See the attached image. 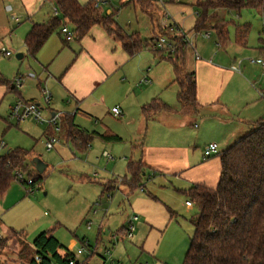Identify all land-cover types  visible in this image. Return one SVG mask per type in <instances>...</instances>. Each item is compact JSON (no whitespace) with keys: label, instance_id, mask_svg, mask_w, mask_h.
<instances>
[{"label":"rangeland","instance_id":"374dc122","mask_svg":"<svg viewBox=\"0 0 264 264\" xmlns=\"http://www.w3.org/2000/svg\"><path fill=\"white\" fill-rule=\"evenodd\" d=\"M2 1L0 51L7 50L11 55L6 57L0 52V79L9 83L8 90L7 86L0 85V156L16 148L26 151L22 178L28 180L40 176L42 181L29 187L15 180L7 190L4 209L0 213V240L6 244L0 250V264H27V255L31 253L28 243L45 230L52 231L53 237L61 245L58 250L60 253L73 254L81 264H101L109 258L122 264H183L193 233L191 220L197 212L194 203L191 202V207L186 205L189 187L174 175L154 173L149 169L140 182L143 191L140 188L131 191L125 184L127 163L141 159V146L145 149L149 141L162 139L161 130L167 133L165 137L169 140L171 137L176 140L182 135V140L187 138L191 141L196 132L193 125L200 123L199 114H181L192 110V106L177 103L178 87L172 82L174 73L171 63L167 59L154 57L150 49H143L138 53L139 57L136 55L130 61V71L126 74L121 72L115 77L124 83V88H119L115 83L110 87H102L99 93L104 95L106 105L87 112L78 111L73 117V124L92 136L87 147V143L83 144L81 133L74 131L69 134L66 131L64 113L74 111L66 104L62 103L56 110L60 111L59 132H55L47 122L38 123L30 118L18 120L11 116L12 106L22 97L39 103L47 121L53 102L51 95L50 104H44L42 90L51 94L44 84L46 75L24 45L30 21L22 18L21 4L31 0ZM174 1L177 3L171 4L170 0H145L141 9L133 0H106L98 9L103 15H114L121 27L120 34L126 37L134 35L141 42L165 35L178 43L185 36L201 59L194 60L193 48L188 45L185 70H198L196 80L203 86L205 97L210 95L211 90L217 92L228 76L224 71L211 73L208 67H204L205 63L221 69H231L240 64L244 76L242 79L246 83L237 73L221 99H227L233 109L238 108L242 115H247L252 121L263 119L264 99L258 90L264 91V70L250 63V59L262 57L259 47L264 41V23L260 21L258 13L251 9H242L239 13L219 12L218 19L226 21L222 27L229 32V43L219 46L214 31H208V36L205 31H194L196 0ZM163 12L170 17L169 21H161ZM15 18L19 20L18 23H15ZM171 21L180 24L185 32ZM168 23L172 31L164 26ZM244 24L248 27L245 34L242 29ZM115 37L118 41L119 37ZM131 40L125 39L126 42ZM146 44L150 46L152 42ZM239 44L245 45L244 48L238 49ZM16 54H22V58L17 59ZM165 74L169 77L164 81ZM19 77L21 88L11 89ZM144 79L151 80V83L153 81L157 89L155 99L171 109L169 112L151 114L160 116L158 119L161 122L157 125L147 121L142 114V107L137 106L136 95L151 85ZM254 95L257 97L254 106L244 108L243 104L253 101L250 97ZM119 100L128 110L124 118H117L110 112L111 106ZM210 112V109H205L201 114L208 116ZM180 122L186 126L181 132L175 129ZM206 128L216 129L213 123ZM106 130L119 136L120 141L104 142L92 135ZM50 135L55 136L58 142L47 150L45 143ZM85 146V150H80ZM189 151H192V146ZM104 153L111 159L105 157ZM34 158L46 164L43 173H38L31 164ZM103 186L107 190L103 191ZM133 216H137L138 220L134 222L132 236H116V231L121 226H128ZM11 231L19 234L13 236ZM22 244L28 249L20 257ZM79 250L82 253L77 255ZM107 251L110 256L106 254Z\"/></svg>","mask_w":264,"mask_h":264},{"label":"trees","instance_id":"16d2710c","mask_svg":"<svg viewBox=\"0 0 264 264\" xmlns=\"http://www.w3.org/2000/svg\"><path fill=\"white\" fill-rule=\"evenodd\" d=\"M57 12L46 23L34 24L24 38L28 54L36 58L37 52L50 35L67 24L73 31V38L80 41L93 26H100L105 33L116 39L119 37L123 50L129 57L143 49H150L154 56L167 59L173 68L174 79L178 91L177 103L181 106H196V78L193 72L185 70V58L188 43L181 38L175 43L173 51L156 47V39L142 41L134 35L120 34L121 27L116 23L114 15H103L93 2L80 4L78 0H50ZM143 8V1L133 0ZM151 1V0H149ZM197 16L194 22L196 31H214L219 46H226L228 30L222 25L226 21L218 19L219 12H236L251 9L258 13L264 23V0H198L195 4ZM244 34L247 27L242 25ZM60 32V31H59ZM136 34V33H135ZM138 35V34H137ZM239 36V35H238ZM132 38L130 42L125 39ZM152 44L149 46L146 43ZM259 47L264 58V41ZM0 85L8 88V81L0 79ZM11 89L15 87L12 85ZM171 109L159 102L151 100L142 106V114L148 121L157 112H169ZM66 131L81 133L83 144L87 147L92 138L90 134L78 129L71 117L65 116ZM104 142H117L120 137L106 130L103 133H93ZM82 147L80 150L87 148ZM76 149L77 146H75ZM79 150V149H78ZM27 152L16 148L8 150L0 156V198L7 192L11 184L17 180L22 185L34 187L42 181V177L19 179L17 174L25 168ZM221 171L214 188L194 185L186 191L189 202L197 207V212L191 224L193 233L185 253L183 264H264V118L255 121L252 129L233 145L220 153ZM145 165L141 160L129 161L126 166V186L129 190L143 187L140 185L146 175ZM30 181V183H28ZM103 186V191H105ZM126 227L119 228L116 236L124 235ZM12 235L18 232L11 231ZM30 255L27 264H81L71 253L60 254L61 245L53 237L51 230L40 232L28 243ZM23 247L19 256H24L28 246ZM6 246L0 240V250ZM40 261L36 263L34 257Z\"/></svg>","mask_w":264,"mask_h":264},{"label":"crops","instance_id":"0c3cea01","mask_svg":"<svg viewBox=\"0 0 264 264\" xmlns=\"http://www.w3.org/2000/svg\"><path fill=\"white\" fill-rule=\"evenodd\" d=\"M93 1L78 0L80 4ZM197 1L194 2V6ZM24 2L25 4H21V15L22 18L30 21L27 33L34 24L46 23L54 16L55 8L50 0H31L30 2ZM170 3L174 4L177 2L170 0ZM1 4L3 6L2 0H0V6ZM162 6L164 5L162 4ZM7 9L9 10L10 8L8 7ZM195 19L193 21V29ZM18 22L19 20L15 18V23ZM171 23L179 25L183 29L177 22L171 21ZM244 25L247 27L246 24ZM183 31L185 32L184 29ZM194 31L196 32L195 29ZM71 41L72 44H70ZM71 41L66 42L59 31L55 34L52 33L37 52L35 60L46 75L44 84L45 87L47 86L49 88L52 95L51 102H53V105L50 108L51 115H58L60 111L58 112L56 110L63 103L70 108H74L73 112L64 113L73 119V117H76L78 111L87 112L93 108L106 105L107 101L104 95L101 92L99 93L102 87H110L117 84L119 88H124V83H120L115 77L121 72L126 74L130 71L128 65L138 53L129 57L123 50L120 42L108 36L100 26H93L88 34L80 41H76L74 38ZM190 46L193 48L194 60H201L200 57L199 59L195 58L194 52H196V48L194 45ZM244 46L243 44H239L238 49H243ZM204 67H208L211 73L217 72L215 74L224 71L228 76H226L227 79L224 85L219 86L217 92L211 90L210 95L207 97L204 96L203 86L199 85L196 80L197 104L191 107L192 110L181 112V114H185L186 116L192 112L200 115V123L193 125L196 132L192 135L191 141L187 138L182 140V135L181 137H177L176 140L173 137L169 140L165 137L167 133L161 130L162 139H158L156 142L149 141L147 147L144 149L141 146L140 150V160L145 165L146 170L149 169L154 173L157 171V173L163 175H174L177 180L183 182L189 188L194 185L214 188L221 171L220 153L246 135L252 129V125L255 122L247 115H242L238 111V108L233 109V106L227 99H221L222 94L232 78L237 77V73L241 76L240 79L244 78L241 65L238 64L237 67L231 69H221L220 67L205 63ZM190 72L195 74V78L197 77V69ZM167 77H169L168 74H165L162 80L165 81ZM120 79L122 81V77ZM146 81V83H150L151 85L149 84L150 86L136 95L138 108L155 99L154 95H156L157 89L154 87L153 81L152 83L151 80L149 82L146 79ZM242 81L244 82L243 79ZM258 93L264 99V91L258 90ZM20 100L33 102L31 100H24L22 97ZM250 100L253 101L243 104L245 106L244 108L254 106L257 97L255 95L254 97L251 96ZM114 106H118L121 109L122 118H124V115L125 117L128 115V110L123 101H116L111 108ZM205 109H210V115L206 116V114H201ZM61 113L63 112L61 111ZM166 116H172V114H167ZM158 117L160 116H152L148 121H152V123L157 125L156 123L161 122ZM211 123L215 125L216 129L207 130L206 126ZM175 129L181 132L186 129V126L180 122ZM210 143L217 145L218 153L204 158L203 151ZM191 146L192 151L190 152L189 149ZM6 194L7 192L0 198V213L4 209L3 201L6 198ZM122 227L125 226H121L120 228ZM6 231L8 232V230Z\"/></svg>","mask_w":264,"mask_h":264},{"label":"built area","instance_id":"2783aa9c","mask_svg":"<svg viewBox=\"0 0 264 264\" xmlns=\"http://www.w3.org/2000/svg\"><path fill=\"white\" fill-rule=\"evenodd\" d=\"M103 2H106V0H94L93 1V7L98 8L99 5ZM164 13V12H163ZM54 15H57L56 10H54ZM170 17L168 16L167 13H164L162 15V22H166L169 21ZM171 24H165L164 26L169 27V30L172 31V26L170 28ZM60 33L62 34L64 40L66 42L71 41L73 39V31L72 29L67 25L64 24L60 27ZM206 36H208V32L205 33ZM182 38L188 43L189 41L187 40V38L185 36H182ZM156 47L159 49H167L168 51H173L174 47H175V42L171 41L168 37H166L165 35L163 36H159L156 41ZM192 45L190 42L188 43V45ZM4 56L8 57L10 56V52L4 49H1L0 51ZM195 54V58L199 59V56L197 54V52H194ZM250 63L254 64V65H259L263 70H264V58L262 57H258V58H252L250 59ZM32 76V75H31ZM145 82L146 79L144 80ZM15 88H21L22 86V82H21V78H17L14 81V85ZM42 97H43V102L46 106H48L50 104V100H51V94L49 92H47L46 90H42ZM111 113L113 116L119 118L122 116V111L118 106H114L111 108ZM11 116L17 118L18 120H24L27 118H30L38 123H42V122H47L48 124H50L55 132H59L61 131V127H60V122H59V116L58 115H51L47 121L46 119L43 117L42 115V108L40 107L39 103H35V102H26V101H22V100H18L14 106H12L11 108ZM58 139L55 136H50V138L46 141L45 143V147L47 150L52 149L53 144L57 143ZM218 153V149H217V145L215 143H210L208 144L204 151H203V157L207 158L210 157L212 155H215ZM105 157H108V159H111L110 156H108L107 153L103 154ZM18 178H22L21 174H17ZM28 183H30V181H28ZM144 188L140 187V191H143ZM186 205L187 206H191V202L186 201ZM138 220L137 216H133L129 222H128V226H126L125 229V236L127 237H131L132 233L134 231V222H136ZM82 253V251H78L77 255H80ZM107 255L110 256V252L107 251L106 252ZM74 258L76 259V256H74ZM34 260L36 263H39L40 259L35 256ZM69 264H74V260L70 261ZM102 264H122L120 261H114L112 259H107V260H103Z\"/></svg>","mask_w":264,"mask_h":264},{"label":"water","instance_id":"95a60500","mask_svg":"<svg viewBox=\"0 0 264 264\" xmlns=\"http://www.w3.org/2000/svg\"><path fill=\"white\" fill-rule=\"evenodd\" d=\"M17 59L22 58V54H16ZM31 164L34 166L35 170L38 173H43L44 170L46 169V164H44L42 161H40L38 158H34L31 160Z\"/></svg>","mask_w":264,"mask_h":264}]
</instances>
